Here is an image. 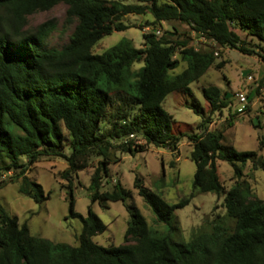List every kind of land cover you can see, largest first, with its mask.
<instances>
[{
    "label": "trees",
    "instance_id": "obj_1",
    "mask_svg": "<svg viewBox=\"0 0 264 264\" xmlns=\"http://www.w3.org/2000/svg\"><path fill=\"white\" fill-rule=\"evenodd\" d=\"M60 3L67 17L76 20L69 41L61 48L45 46L52 22L32 30L29 18ZM151 13L153 30L143 33L142 47L122 38L102 53L94 47L115 31L132 27L130 14ZM165 21H180L202 42L181 38L171 30L158 35ZM175 31L177 29L175 28ZM257 38L255 44L242 36ZM175 35V36H174ZM264 0H0V176L14 172L9 182H19V192L44 204L51 193L29 175L42 157H62L70 194V216L82 220L78 244L52 242L34 236L27 222L20 223L0 203V264H264V199L245 179V166L264 171V156L256 150L226 146L221 129H209L213 116L229 108L217 85L203 87L207 113L194 102L189 107L204 114L200 132L174 131L176 120L163 106L171 92L192 94L191 83L211 67L221 69L216 47L258 54L264 59ZM256 48L261 49L262 53ZM182 61L187 67L171 75ZM136 63H143L135 68ZM248 104L237 111H246ZM230 125L236 115L230 114ZM187 136L196 163L193 192L175 203L167 202L136 175L134 188L153 209L157 221L170 232L180 231L175 211L187 206L199 192L213 191L222 198L225 219L210 230H199L188 241L152 230L140 209L130 203V220L124 243L104 246L94 237L107 225L94 211L96 201H126L132 191L117 181L104 190L110 166L119 153L144 149L138 142L178 152ZM264 148V138L260 140ZM69 152H67V150ZM97 158L94 165L92 160ZM234 168L235 184L227 188L218 161ZM94 167L87 216L75 209L72 174ZM3 182L0 181V188Z\"/></svg>",
    "mask_w": 264,
    "mask_h": 264
},
{
    "label": "rangeland",
    "instance_id": "obj_2",
    "mask_svg": "<svg viewBox=\"0 0 264 264\" xmlns=\"http://www.w3.org/2000/svg\"><path fill=\"white\" fill-rule=\"evenodd\" d=\"M125 1L134 2V0ZM152 20L151 13L126 16L125 22L133 26L105 36L94 47V52L102 53L122 38L131 39L136 47H142L143 33L153 30L151 25L142 26H146ZM44 22H52L55 25L45 40V46L56 48H61L69 41L76 25V20L67 17L65 3H60L47 11L34 13L29 18L28 27L34 30ZM156 27L160 29L159 36L168 29L181 38L190 35L195 47H204L201 39L180 21H165ZM241 34L252 43L260 42L257 38L247 37L243 32ZM261 44L264 45V41H261ZM256 49L262 53L261 49ZM217 50L218 62L226 61L221 69L211 66L198 81L192 82L190 85L192 94L171 92L164 100L163 106L176 120L174 131L181 134L201 131L199 125L204 114L195 112L189 105L196 102L207 113L210 106L203 95V87L217 85L221 88L223 96L232 102L229 108L213 116L209 129H221L225 135L223 143L226 146L232 145L240 151L256 150L264 156V148L260 146V140L264 138V59L258 54H244L233 48L216 47ZM142 65L143 63H136L135 68ZM186 67L187 62L182 61L170 74L172 76L179 74ZM240 92L246 93L250 108L238 113L239 108L243 106L238 102ZM231 113L236 115L232 125L229 123ZM138 142L144 149L133 154L119 153L122 159L118 163L111 164V177L103 181L102 187V191L113 190L119 180L123 186L132 191V196L126 201H96L93 204L94 211L107 225V229L95 236L94 241L104 246L124 243L125 231L130 220L127 207L130 203H134L140 209L152 230L171 234L176 240L188 241L197 231L210 230L214 221L225 219L226 211L222 206V198L219 199L215 192L208 191L197 193L187 206L175 211L180 231L170 232L167 224L158 222L153 209L134 188L136 175L142 176L147 187L156 191L171 204L188 197L194 190L196 171V163L191 159L193 143L187 136H183L179 150L175 153L166 147L148 144L142 138H139ZM97 160L94 158L91 165L96 164ZM218 165L226 187H232L235 184L233 166L224 160H219ZM67 167L68 163L64 158L46 156L33 166L29 175L41 183L46 192L51 193L44 204H39L33 198L19 192L18 181L9 182L14 175L13 171L2 173L0 203L10 213L17 215L21 224L27 222L34 236L47 238L55 243L77 245V237L82 232L83 223L80 218L70 216L69 181L62 175ZM93 172L94 167L89 166L71 176L76 199L75 209L83 216H87L88 207L92 204L89 187ZM244 172L245 179L250 182L254 193L264 199V171L253 170L252 163L248 162Z\"/></svg>",
    "mask_w": 264,
    "mask_h": 264
},
{
    "label": "built area",
    "instance_id": "obj_3",
    "mask_svg": "<svg viewBox=\"0 0 264 264\" xmlns=\"http://www.w3.org/2000/svg\"><path fill=\"white\" fill-rule=\"evenodd\" d=\"M238 102L240 104H242L243 106L248 103V97H247L246 93L240 92L238 94Z\"/></svg>",
    "mask_w": 264,
    "mask_h": 264
}]
</instances>
